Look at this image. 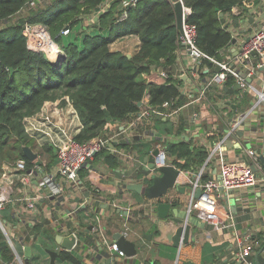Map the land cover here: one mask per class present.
Wrapping results in <instances>:
<instances>
[{
    "label": "trees",
    "instance_id": "1",
    "mask_svg": "<svg viewBox=\"0 0 264 264\" xmlns=\"http://www.w3.org/2000/svg\"><path fill=\"white\" fill-rule=\"evenodd\" d=\"M102 1L47 0L43 3L40 0H0V160L14 156L15 159L25 158L28 165H33V161L22 152V146L29 145L33 150L39 149L36 151L47 154V167L57 161L55 147L48 144L38 147L35 138L25 130L24 118L38 112L44 104H55L60 108L71 103L81 121L75 139L86 142L105 133L113 122H131L141 110L138 102L145 93L149 94L148 105L158 111H172L188 101L182 91L183 79L172 72L181 45L171 0H136V4L129 8L128 16L122 20L117 19L120 0H113L109 8L100 12L86 27L85 18ZM183 1L191 8L188 21L196 26L195 42L198 48L216 60L223 59L221 51L231 44L232 27L238 23L236 20L245 18V6L259 2ZM233 7H238L239 12L235 14ZM32 23L45 26L62 51L58 57L50 58L45 51L28 47L25 28ZM128 35H135L139 39L138 50L130 57L121 50L111 48L114 41ZM203 66L212 72L215 64L210 58L201 57L197 71L202 77L206 75ZM157 67L166 71L165 81H148L145 76ZM235 81L233 75H228L225 84L230 86ZM213 87L217 92L210 93V98H223L221 95L227 91L219 85ZM238 94L240 104L250 101L247 92L240 90ZM164 102H168V105L164 106ZM228 107L231 115V104ZM163 116L157 117L162 125L156 127L153 139L171 145L170 154L179 168L199 171L208 158L210 148L184 138L187 123L183 117L175 122L163 119ZM164 135H176L177 139L171 142ZM217 135L221 137L223 131L212 132L208 137L215 138ZM151 140L146 148L137 144L138 140L134 143L122 141L118 147L129 149L128 145L132 144L135 152L140 153L138 157L143 159L153 147ZM99 158L114 171L121 165L120 157L107 149L99 151L94 160ZM87 173L85 168L82 175ZM209 177L205 172L201 175L202 180ZM100 205L97 203V206ZM88 207L84 205L78 209L79 235H86V230L91 231L88 223L92 222L89 217L93 213H88ZM4 216L11 221L17 219L12 217L10 207ZM26 230L51 241L55 237L54 231L45 226V220L28 224ZM92 234L96 237V234ZM251 239L256 251L264 244L261 232L251 235ZM0 257L3 261L13 257L1 230ZM57 260L60 264H84L67 250H60ZM145 264L160 263L154 260L145 261Z\"/></svg>",
    "mask_w": 264,
    "mask_h": 264
},
{
    "label": "crops",
    "instance_id": "2",
    "mask_svg": "<svg viewBox=\"0 0 264 264\" xmlns=\"http://www.w3.org/2000/svg\"><path fill=\"white\" fill-rule=\"evenodd\" d=\"M253 4V2L248 3V7H252ZM259 4H264V0L259 1ZM236 9L238 10L237 7H233L232 11L236 12ZM247 23L248 22H244L243 24L246 28L250 25ZM232 32L233 36L237 39L236 43H231L228 48L221 51L223 58L228 55L234 58V55L239 51L240 45H242L245 37L252 33L248 31L240 33L236 30V26L232 27ZM138 40L137 36L131 35L122 41L123 44L121 46L116 47L126 54L133 55L138 50ZM117 43L118 41L114 42V44ZM231 59L232 58L228 61ZM234 62L235 59L230 61L232 65H236ZM191 65L192 58L189 51L180 47L177 50V68H180L179 71H182L181 67L189 68ZM205 68H207V66L204 67V72H210L209 68ZM154 70H152V74H155ZM263 77V71L261 70L252 77L251 84L259 89L262 87L261 81ZM203 83V77L199 78V76H197L196 79L188 76V80L183 84V93L188 97V102L175 113L164 115L163 119L168 118L171 121L178 122L179 119L183 117L187 123L183 131V136L188 137L186 140H192L193 144L202 143L207 145L208 149L210 148L208 160L205 166H203L202 171V173H207L210 176L209 178H214L219 181L220 156L228 160L239 159L244 157L245 149L247 148H251L256 152L260 161L261 170L264 172V106L261 103H253V93L248 89L245 91L250 96V101L247 104H240L238 101V97L240 96L236 90L234 93H223L221 95L223 98H218L220 101H215V104L211 108L204 107L199 99L190 98L193 95L192 92H196L193 91V86L198 84L200 87H203ZM226 100L231 103V109H233L231 115L228 105H225L226 107L222 105V102H226ZM65 106L66 105L62 107ZM143 108L144 107H141V110L134 116L129 124H118L120 134L117 140L120 142H128V140H130V143H134L143 135L144 129H146L144 126L148 123V116L153 115L152 117H159V115L154 112H150L147 116L141 115ZM65 109L66 108L61 111L59 116L58 114L56 115L57 118L63 122L67 120ZM241 113H245L244 119L236 130L231 135L227 136L226 130L229 121ZM194 114L195 116H193ZM144 118L146 119L143 120ZM131 126H134L133 129H130ZM71 129L73 128L70 127V130ZM138 130H140L141 133H139ZM220 130L223 131L221 137H219V135L215 136V138L208 137L212 132L217 133L220 132ZM172 136L174 135H168V140L171 142L177 139V137L173 138ZM151 141L154 142L155 139ZM116 147L117 145L110 151L120 157L121 165L119 168L115 169V171L111 170L100 158L97 159L99 164L96 163V167L92 165L93 169H89L88 174H85L88 179L87 182H85L86 186L84 190L82 192H72V199H86L88 201L87 205L89 206L91 201L95 202L92 195H94L93 189L96 187H98L97 189H99L104 196L106 195L111 199L117 196L121 184L140 181V178L146 174L147 170L142 164L143 159H141V157H138L135 168L132 169L134 165L132 160L134 158L130 157V155H132L130 154L132 151V144L128 145L129 149H124L130 153H123V155L119 152L118 147ZM94 161V159L91 160V164H94ZM100 163H104L103 165H105V167ZM97 165H101V167L97 168ZM83 172L84 170L81 171V174ZM194 174V171H190L189 178H193ZM140 182H142L143 185H147L150 183V179L141 180ZM193 190L195 191L193 187H189L186 193H181L172 189L169 192V196L164 197V199L172 202L177 201L174 202L169 209L170 216L172 215L173 208L176 207L180 217L185 216L188 218L187 221L191 229L189 241L187 243H181L179 247L173 246L171 237L173 236V231L177 227V224L175 222L171 223V217L160 219L157 214L155 215L156 208L154 207L152 209L150 204L144 203L147 201L156 203V201L148 199L142 194L135 195L134 192H127V196H130L133 201L130 212H128L129 215L118 212L116 207L113 209L110 203H105L106 201L98 202L99 204L101 203L98 212L101 218L103 231L108 239L111 241L114 240L113 234L124 230L126 231L124 235L134 242L136 252L132 255H126L124 253L120 255L117 251L112 252L107 248L105 243L102 241L100 243V239L94 237L91 231L86 230V235H81L83 241H79L75 247L78 253L82 255L81 260L84 264H145V261L154 260H157L160 264H189V261L195 264H218L225 258L231 259L236 256L238 257L239 240L237 237H240L245 242L246 237L248 238L257 232H261L264 238V184L258 183L253 187L235 188L229 191L223 188L216 190L221 195L220 202L224 206H228L231 211L235 213V227L225 229H214L210 223L201 220L194 213L188 216L187 208L191 201L196 199V197L193 196ZM67 192L68 196L71 192L69 188ZM46 203L45 207L42 206L39 217L44 216L46 218L44 219L45 226L54 231V244L50 242L49 245H45V247L41 249L43 241L40 242V239L42 236L37 235L35 239L31 240L26 236L27 225L21 224L18 219L13 221L7 220V226L8 230L11 232V237L15 236L16 240L20 237H23V239L25 238L24 245L17 241L21 247V249L17 248V250L24 262L25 254L23 247L25 245L31 246V257L28 264H36L33 260L34 256L39 258L38 264H57L58 252L66 249L63 248L64 245L62 241L63 237L67 236L65 234L67 231L63 232V235H60L62 234L59 232L60 221L57 220L59 213L56 212L61 210V208L58 207L59 202L49 199ZM125 205L126 204L123 202L118 207L122 208ZM7 209L8 208L2 209L0 214L5 215ZM87 211L88 213H92L91 207H88ZM81 215H83V213H81ZM93 216L94 214L89 217V220L92 221ZM41 221L42 220L39 222ZM64 223L66 224V222ZM73 224L74 223H72V229L79 228L78 222H75V225ZM34 243L37 245L36 250H34L33 247ZM104 251H106V254ZM13 256L16 255L13 254Z\"/></svg>",
    "mask_w": 264,
    "mask_h": 264
},
{
    "label": "built area",
    "instance_id": "3",
    "mask_svg": "<svg viewBox=\"0 0 264 264\" xmlns=\"http://www.w3.org/2000/svg\"><path fill=\"white\" fill-rule=\"evenodd\" d=\"M111 1L113 0H103L90 15L87 16L88 21H90L89 25L97 18L100 12L109 8ZM175 1H180L182 4V25L181 32H179L178 35V42L180 45L183 44L186 47L192 58V65L188 68L190 77L197 79V68L201 57H208L215 65L220 66V71H215L209 79L208 77L204 78L203 87L197 84L193 86V91L196 92H192L193 95L190 98H196L197 94L198 96H205L203 95L204 91L210 83L221 84L226 80L228 75H233L240 86L246 90L249 89L253 93V103H261L264 106V77L261 81L262 87L259 89L248 81L249 78H252L261 70L264 75V25H261L259 29L257 28L250 38L240 45V49L237 54L234 55V58L228 55L222 60H216L202 52L195 42L196 26L188 21L191 8L186 5L183 0H171L172 4H174ZM135 4L136 0H120L117 19H125L128 16L129 8ZM36 24L37 23L26 25L25 34L27 35L29 33V29L37 31L38 27H36ZM39 27L43 28L42 30L46 29L42 24H40ZM64 31L66 32L67 29ZM52 41L55 42L54 40ZM39 46L37 47L31 44L28 39V47L30 49L35 51L41 50ZM44 51L46 52L45 49ZM61 52L58 45H56V56L58 57ZM46 54L50 57L47 52ZM230 58H232L231 60L235 59L234 63H236V65H232V63H230L231 60L228 61ZM194 67L196 68L194 69ZM154 72L155 74H152L153 72L151 71L145 76L148 81H165L167 73L162 67H157ZM182 91L184 92L183 86ZM148 98L149 94L145 93L141 101L144 103V100H146V106L141 111V115H147L150 112L157 113L158 115H171L186 104L172 111L164 112L151 109L148 105ZM65 105V107L58 108L55 104H44L38 112L24 118L26 132L34 137L39 145L48 144L55 147L57 161L50 167H47V162L40 159L38 156L36 159L39 160V163L33 160V165H28L25 158H17L11 162H3L0 172V211L10 207L12 217H16L21 224L34 225L40 221L38 220V216L42 211V206L45 207L49 199L57 200L59 202L58 207L61 208V210L56 212L59 213L57 220L60 221L59 232L62 233L60 235H63V232L66 231V235L73 233L76 237L73 246V248H75L79 242V234L77 233L79 228L72 229V223L75 225V222H77L78 209L81 206L87 205L88 201L86 199H72L71 194L72 192H82L84 190L86 186L85 182H87L88 177L85 175L83 176L81 171L85 168L88 169V161L95 152L112 141V139L119 138L120 129L118 128L119 122H113L102 135L95 136L86 142H79L75 139V134L81 128L79 115L71 103L68 102ZM163 105L167 106L168 102H164ZM64 108H66L65 112L67 114V120L65 122L60 121L56 116L57 114L59 116ZM193 116H195V114ZM244 116L245 113H242L229 121L226 130L227 136L231 135L236 130L244 119ZM70 127L73 129L70 130ZM143 135L150 140L156 136V131L152 127H147L144 129ZM154 148L157 149V152L154 155L153 166L140 178V181L151 179L152 175L158 174L159 167L172 164L180 173L176 178L178 184L183 185L189 183L195 190L197 187H201L202 189V194L195 200H192L188 206V216L194 213L201 220L210 223L214 229L235 227V213L231 211L228 206H224L220 202L221 195L216 191L217 189L220 190V188H223L229 191L235 188L253 187L258 183L264 184V172L261 170L258 155L251 148L245 149L244 157L239 159L228 160L220 156L219 181L214 178H208L206 180L201 179L203 166H205L208 159L199 171H197L198 173L195 172L194 177L189 178L190 171L179 168L174 162H168L166 144L163 145V142H158L151 149ZM119 152L122 154V151L119 150ZM130 157L138 159V154L132 153ZM142 164L144 167L147 165L145 162ZM122 185L123 184L120 185V189ZM68 188L71 192L67 196ZM97 188L98 187L93 189L94 195H92L95 202L106 201L105 203H110L113 209L124 202L126 205L119 208L127 209L128 212H130L133 201L130 196H127L126 190H124L125 196L121 199L114 197L109 200L108 197L106 195L104 196ZM95 202L91 201L89 204L94 214L92 219L94 225L91 232L93 230L96 237L100 239V243L101 241L105 243L110 251H117L118 254L123 255L122 250L118 248L115 241L109 240L104 233L98 212V202ZM144 203L150 204L152 209L156 205V203L152 201ZM7 220L8 219L5 218L4 215L0 214V230L6 236L7 244L12 254L16 256H13L9 261H3L0 257V264H26L19 255L15 241L8 232ZM64 222H66V224ZM121 233L125 234L126 231L123 230ZM26 236L31 240L36 238L35 235L29 233V231H27ZM24 239L20 237L17 238L16 241L24 245ZM237 239L239 240L238 259H240V264H253V255L256 250L253 248L251 236L248 238L246 237L245 242L240 237H237Z\"/></svg>",
    "mask_w": 264,
    "mask_h": 264
},
{
    "label": "water",
    "instance_id": "4",
    "mask_svg": "<svg viewBox=\"0 0 264 264\" xmlns=\"http://www.w3.org/2000/svg\"><path fill=\"white\" fill-rule=\"evenodd\" d=\"M263 4H260L258 6V11H260L258 19H255L254 11L252 13H249L247 15V22L250 23L248 28H240V33L250 32L255 27L258 26L259 21L264 19V12L262 6ZM174 13H175V23L177 26V29L179 32H181V25H182V4L180 1H175L173 4ZM248 6H245V9L248 10ZM222 15V13H220ZM237 22L240 20L237 19ZM250 36H246L245 40H248ZM231 43H236V37L233 36L231 39ZM238 52V51H237ZM128 57H130V54H127ZM196 67H194L195 69ZM216 71H220V66L216 65L215 67ZM173 70H175V66H173ZM206 71V70H205ZM251 79L249 78V81ZM222 88L230 93H233L236 89L240 88V84L237 82L232 87H227L225 84L222 86ZM138 105H141V101L138 102ZM185 139H188L187 136H184ZM170 148L171 145L169 144L167 146V160L168 162H173V157L170 154ZM22 152L24 156L33 161L35 160L36 163H39V160H37V152H35L29 145H23L22 146ZM157 149H151L147 154L143 157V162L147 163L145 169L148 171L149 168L153 166V159L154 155L156 154ZM92 166V165H91ZM180 175L179 170L174 167L172 164H167L159 167L158 174H154L151 176L150 183L147 185H143L140 181H133V182H127L123 183L122 188L120 191H132L138 194L144 195L148 199H153L156 201V211L157 215L160 219H165L171 217V223L175 222L177 224V227L173 231L172 244L173 246L179 247L181 243H187L189 241V235H190V229L191 226L188 223L187 217H180L178 213V209L176 207L173 208L172 215L169 214V209L171 208L172 204L174 202L163 199L164 197L169 196V192L172 189H175L176 191H179L181 193H186V185H180L176 182V178ZM202 194L201 187H197L195 192L193 193L194 197H199ZM163 197V198H162ZM172 202V203H171ZM118 212H122L123 214H129L127 209H121L119 207L116 208ZM157 219V218H156ZM89 230H91V226L88 227ZM164 235V234H163ZM59 236V235H58ZM60 238V237H59ZM114 241L118 248L122 250V252L126 255H132L136 252V247L133 241L129 240L126 235L123 233L115 232L113 234ZM76 237L73 233L70 235H67L63 237L62 244L64 245L63 248H66L65 250L70 251L73 255H75L78 258H82V255L78 253V251L73 248L75 243ZM83 241V237L81 235L78 236V241ZM108 248V247H107ZM24 254H25V262L26 264L29 263L30 257H31V246L25 245L23 247ZM108 250V249H107ZM106 254V251H104ZM55 254V253H54ZM53 261V259H52ZM189 264H195L193 262L189 261ZM208 264V263H207ZM218 264H240V259L238 257H234L231 259L225 258ZM253 264H264V244L255 252L253 256Z\"/></svg>",
    "mask_w": 264,
    "mask_h": 264
},
{
    "label": "rangeland",
    "instance_id": "5",
    "mask_svg": "<svg viewBox=\"0 0 264 264\" xmlns=\"http://www.w3.org/2000/svg\"><path fill=\"white\" fill-rule=\"evenodd\" d=\"M41 2H43V3H45L47 0H40ZM259 1H261V0H259ZM260 4H259V2H257V3H255V4H253L252 5V7H250V8H248V10L246 11V16H245V18H243V20H241L240 19V21L237 23V25H236V30H238L239 31V29L240 28H242V26H243V24H244V22L246 23L247 22V15L249 14V13H252V11H254V15H255V19L257 20L258 19V16H259V13H260V11H258V6H259ZM262 6V8H263V10H261V12L263 11L264 12V4L263 5H261ZM238 8V7H237ZM252 9V10H251ZM236 12H234L235 14L236 13H238L239 12V8H238V10L236 9L235 10ZM259 21V24H258V26L257 27H255L252 31H250V32H252V33H250L248 36H251L252 34H253V32L258 28H261V25H264V19L263 20H258ZM90 24V21H88V19L86 18L85 20H84V25L86 26V27H89L88 25ZM248 25L250 24V23H247ZM243 28H246L245 26H243ZM43 28H41V27H38V30L37 31H33L32 29H29V33L27 34L28 35V39H29V42L31 43V44H33V45H35V46H39L40 44L42 45V47H41V45L39 46V48H41V50H43L44 51V49L46 50V52L50 55L51 53H52V50L53 49H51V47H49V49H51V51H49L48 49H47V46L46 45H44V43L46 42V41H44L45 39H52V37H51V35L49 34V32L47 31V29H45V30H42ZM131 35H128V36H124V37H122V38H120V39H118V40H116V41H114V42H117L118 41V43L117 44H114V42H113V44H111V48H113V47H115V49L117 48L116 46H121L123 43H122V41L123 40H125L126 38H128V37H130ZM53 40V39H52ZM237 40V39H236ZM245 41V39L243 40V42ZM55 43V42H54ZM56 44V43H55ZM57 45V44H56ZM112 45H113V47H112ZM54 46V49L56 48V46L55 45H53ZM181 48H183V49H186V47L182 44L181 46H180ZM229 47V46H228ZM117 50H118V48H117ZM187 50V49H186ZM51 57V56H50ZM173 66H175V70H173ZM173 66H172V72L175 74V75H178L179 77H181L182 79H183V82H186V80H188V76H190L189 75V72H188V68L187 67H181L182 68V71H179V69L177 68V61H176V63L175 64H173ZM216 66V65H215ZM203 67H206V66H203ZM203 69V68H202ZM205 69H208V67L207 68H205ZM216 71V69L214 70V71H212L211 72V70H210V72H204V69H203V72L204 73H206V75L203 77V80H204V78L206 77H208V79L212 76V74L214 73ZM198 76H199V78H202V76L200 75V72L198 71ZM251 80L249 81L250 83L252 82V78H250ZM235 83H237L236 81H235ZM235 83H233L232 85H230V86H227L226 84H225V81L224 82H222L221 84H218V83H216V84H214V83H210V85L208 86V87H206V89H205V91H204V94L203 95H205V96H198V94L196 95V98L195 99H199L200 100V102L203 104V106L204 107H207V108H211L214 104H215V101L217 102V101H220L219 99H212V98H210V96H209V94L211 93V94H213V92L214 93H216L217 92V89H215V87H213V86H218L219 85V87L220 88H222V86L225 84L227 87H232ZM198 85V84H197ZM212 87V88H211ZM222 90H224L223 88H222ZM237 91H240V90H242V91H247L245 88H243L242 86H240V88L239 89H236ZM235 90V91H236ZM226 91V90H225ZM234 91V92H235ZM228 92V91H227ZM233 92V93H234ZM230 93V92H229ZM149 99V98H148ZM212 99V100H211ZM189 100V99H188ZM223 104V106L224 107H226L225 105H229V104H231L230 103V101H227L226 100V102H222ZM146 106V100H144V103L141 101V107H145ZM242 114V113H241ZM147 116V115H146ZM153 115H149L148 116V123L147 124H145V126L144 127H152V128H154V129H157L156 127H158V126H161L162 124H160L159 123V119L157 118V117H152ZM146 118H144L143 120H145ZM120 124H129V122H125V123H121V122H119ZM169 123V122H168ZM163 125H164V123H163ZM133 127L134 126H131V128L130 129H133ZM135 129V128H134ZM108 130V129H107ZM106 130V131H107ZM138 132L139 133H141V131L140 130H138ZM166 136V138L167 139H169V137H168V135H165ZM170 136V135H169ZM173 138H176L177 136L176 135H174V136H172ZM158 142H163V145H165L166 144V147H167V142H164V141H162V140H155L154 142H153V147L155 146V144H157ZM119 143H121L119 140H117V139H112V141H110L109 143H107L105 146H103L102 148H100L97 152H95L94 154H93V156H92V158H90L89 159V161H88V169H90V170H92V164H91V160H93L94 159V157H95V155L99 152V151H101L102 149H107V150H111L115 145H117V147L118 146H120V144ZM151 142L149 141V139L148 138H146L144 135H142L139 139H138V144H141L142 146H144L145 148L147 147V145H149ZM40 146H42V145H39L38 144V147H40ZM116 147V148H117ZM132 148V151H131V154L132 153H135L136 155H137V153L135 152V149H134V147H131ZM118 149L120 150V151H122V155H123V153L124 154H128V153H130V152H128V151H125L124 150V148H119L118 147ZM36 150H38L39 151V149H34V151L35 152H37ZM111 152V151H110ZM39 152H37V154H38ZM138 154H140V153H138ZM38 157L40 158V159H42V160H44L45 162H47L48 161V156H47V154H45V153H39L38 154ZM15 158H14V156L13 157H3L1 160H0V163H1V165H2V163L3 162H11V161H13ZM208 159V158H207ZM133 160V163H134V165H133V167H132V169H134L135 168V163L138 161V159H132ZM95 163H94V165L96 164V163H98L99 164V161L98 160H95L94 161ZM101 165H103L102 163H100ZM101 165H97V168L99 167H101ZM104 167H105V165H103ZM103 167V168H104ZM254 167L256 168V166L254 165ZM183 185H186V188L188 189L189 187H191L190 186V184L189 183H187V184H183ZM125 191H119L118 193H117V197L119 198V199H121L122 197H124L125 196V193H124ZM128 192V191H127ZM129 192H132V191H129ZM134 194L135 195H138V193H135L134 192ZM163 198V197H162ZM164 199V198H163ZM220 201H221V199H220ZM6 213H7V210H6ZM93 213V212H92ZM157 214V211L155 210V215ZM38 216V215H37ZM157 217V216H156ZM44 219H46L44 216H42V217H39L38 216V220H42V221H44ZM8 220H10V219H8ZM85 220V219H84ZM88 225L89 226H91V229L93 228V225H94V223L93 222H89L88 223ZM8 232L11 234V232H10V230H8ZM92 232H93V230H92ZM95 234V233H94ZM4 237H5V240H7V238H6V236L4 235ZM12 239L15 241V244H16V247L18 248V249H21V247H20V244L16 241V238H15V236H12ZM43 241V245L41 246V249L42 248H44L45 247V245H49V243L50 242H52L53 243V241H51V240H49V239H46V238H44V237H41V239H40V242H42ZM7 242V241H6ZM54 244V243H53ZM105 246V245H104ZM33 247H34V250H36L37 249V245H36V243H34L33 244ZM38 257L37 256H34L33 257V260L36 262V264H38ZM47 259V258H46ZM56 262H57V264H60V262L58 261V260H56Z\"/></svg>",
    "mask_w": 264,
    "mask_h": 264
},
{
    "label": "bare ground",
    "instance_id": "6",
    "mask_svg": "<svg viewBox=\"0 0 264 264\" xmlns=\"http://www.w3.org/2000/svg\"><path fill=\"white\" fill-rule=\"evenodd\" d=\"M39 25H40V23L38 24H36V27H39ZM44 41H46L45 43H44V45H46L47 46V49L49 50V51H51V49H53L52 50V53L50 54V56H51V58H56L57 56H56V48L54 49V46L53 45H55L56 46V44L51 40V39H45ZM49 47H51V49H49Z\"/></svg>",
    "mask_w": 264,
    "mask_h": 264
}]
</instances>
